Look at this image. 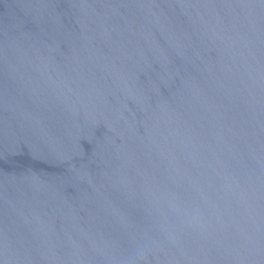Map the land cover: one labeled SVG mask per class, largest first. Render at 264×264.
Returning <instances> with one entry per match:
<instances>
[{
	"label": "water",
	"instance_id": "95a60500",
	"mask_svg": "<svg viewBox=\"0 0 264 264\" xmlns=\"http://www.w3.org/2000/svg\"><path fill=\"white\" fill-rule=\"evenodd\" d=\"M0 264H264V0H0Z\"/></svg>",
	"mask_w": 264,
	"mask_h": 264
}]
</instances>
